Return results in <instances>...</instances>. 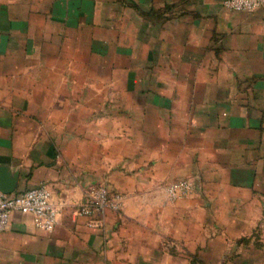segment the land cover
<instances>
[{
    "label": "crops",
    "instance_id": "crops-1",
    "mask_svg": "<svg viewBox=\"0 0 264 264\" xmlns=\"http://www.w3.org/2000/svg\"><path fill=\"white\" fill-rule=\"evenodd\" d=\"M0 167L60 206L0 264H264V6L0 0ZM96 185L122 208L75 216Z\"/></svg>",
    "mask_w": 264,
    "mask_h": 264
},
{
    "label": "built area",
    "instance_id": "built-area-1",
    "mask_svg": "<svg viewBox=\"0 0 264 264\" xmlns=\"http://www.w3.org/2000/svg\"><path fill=\"white\" fill-rule=\"evenodd\" d=\"M222 5L228 10L252 12L264 6V0H222ZM162 190L166 200L174 201L192 193L194 185L191 180L180 178L166 183ZM123 203L124 194L96 185L88 188L73 213L86 217L100 215L107 210H120ZM13 211L28 214L34 227L51 231L57 224L60 206L51 200L47 185L39 184L13 196L0 191V231L6 228L9 214ZM94 223L97 224L98 220Z\"/></svg>",
    "mask_w": 264,
    "mask_h": 264
},
{
    "label": "water",
    "instance_id": "water-1",
    "mask_svg": "<svg viewBox=\"0 0 264 264\" xmlns=\"http://www.w3.org/2000/svg\"><path fill=\"white\" fill-rule=\"evenodd\" d=\"M16 174H7L3 167H0V191L9 194L15 183Z\"/></svg>",
    "mask_w": 264,
    "mask_h": 264
}]
</instances>
